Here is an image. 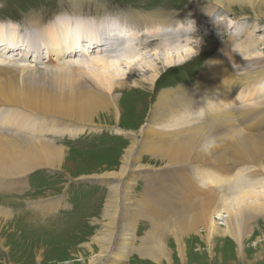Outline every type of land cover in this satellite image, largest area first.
<instances>
[{"label":"bare ground","instance_id":"bare-ground-1","mask_svg":"<svg viewBox=\"0 0 264 264\" xmlns=\"http://www.w3.org/2000/svg\"><path fill=\"white\" fill-rule=\"evenodd\" d=\"M118 9L109 11L93 0H70L62 8L72 16L70 26L66 17L46 18L43 9L32 11L41 25L46 24L45 19L51 21L46 27H33V13L23 21L26 29L11 25L16 22L9 19L8 27L0 22V192L19 195L28 176L37 170L67 173L74 163L72 149L57 140L63 142L64 134L71 138L85 131L97 135L104 128L119 126L123 114L119 89L130 87L135 90L126 92H137L150 85L148 93L156 90L159 71L150 56H155L157 49L150 53L146 49L151 39L166 46L162 65L171 67L191 57L192 38L186 39L181 50L170 44H183L194 20L208 21L224 31L247 17L255 22L264 18V0H189L188 7L180 10L143 11L129 5ZM255 24L259 23L235 25V33L242 35L248 26L257 28ZM157 28L178 30L179 34L159 40L153 34ZM5 30L11 34L7 36ZM255 42L238 38L226 43V48L202 64L192 85L157 91L147 104L141 126L125 136L126 148L115 163L91 166L89 174L72 176L68 172L74 178L98 181L106 193L101 212L91 220L97 228L89 242L72 250L77 261L113 262L137 253L153 264H172L177 255L183 262L186 241L191 238H197L208 253L221 241L237 252L244 249L245 241L252 237L253 221L258 216L264 219V57L256 51L249 53ZM98 47L99 53L109 56L88 60L84 70L77 66L80 63L63 62L74 54L87 56ZM18 48L25 56L34 53L33 65H18L14 58L2 55L12 52L17 57ZM105 116L108 119H103ZM236 164L237 173L249 170L244 174L247 180L237 174L238 183L243 184L238 186L240 190L231 192L230 197H225V192L219 195L217 173L229 178ZM173 175L179 176L174 185L177 178ZM248 178L255 180L250 183ZM138 179L144 183L141 191L134 188ZM62 198L53 197L45 205L42 201L26 203L36 209L31 208L32 215L46 219L49 212L63 206ZM58 210L52 220L67 218L69 236L84 228L74 214ZM216 213L225 214L223 224H215ZM42 220L38 224L48 229L52 220ZM36 225L37 218L22 216L15 207L12 210L0 203V226L10 228V234L25 239L45 234ZM3 241L0 237V247L10 252ZM36 243L44 245L41 241L32 244ZM34 250L39 257L45 248Z\"/></svg>","mask_w":264,"mask_h":264},{"label":"rangeland","instance_id":"rangeland-1","mask_svg":"<svg viewBox=\"0 0 264 264\" xmlns=\"http://www.w3.org/2000/svg\"><path fill=\"white\" fill-rule=\"evenodd\" d=\"M69 1L70 0H0V22L7 23L5 24L7 25L5 27H8L10 26V24H8L9 19L17 23H11V25L15 24L16 27L18 26L20 28L23 27L24 29H26L25 25L23 24V21L29 19V16L33 13L32 10H34L35 13V11L41 12V9H43L45 10V12L43 13L44 15H46V18L48 17L49 19H56L62 18L60 16H63L66 17L64 20L67 22L68 26H70L71 20L69 18L72 16L66 14L65 12H62L63 5L65 3L69 4ZM93 1L94 4L95 2L98 4H102L103 7H106L109 11L112 12H116L119 10V7L126 5H129L134 9L146 11L154 8H173L180 10L185 8L186 6L188 7L189 4V0ZM34 5L37 7H33ZM47 5L49 6L48 10ZM60 5L62 6L61 9ZM34 13L33 19L35 23L33 24V27H46V25L51 22L45 19L43 23L46 24L41 25L39 22H37V17ZM80 19L82 20V17ZM197 22H200L202 24H198ZM244 22L250 24V26L253 23L259 24H255L258 26L255 29L249 26L245 29L246 26H244L242 29H245L244 34L238 35L237 33H235L236 29L240 27V25ZM21 24H23V26ZM235 25L238 27L236 28ZM157 29L158 30L155 29V31L153 30V34L159 37V40H165L164 35L168 36L172 34L174 36H178L179 34L178 30L165 32L162 31L160 28ZM190 29L191 26L188 28L189 37L188 35L186 36L183 44H180V46H176L174 42H172L170 46L175 47L174 49L178 48L177 50H181L182 47L187 44L186 39L192 38L193 41L190 42L191 46H193V52L191 53V57L185 62H174L171 67H165L162 65L164 63L162 61L164 60V55L166 53V46H162L159 42L154 44L155 41L153 39L148 42L146 46L148 53L151 52V49H157L155 56H150V61L155 67L158 68L159 71V75L157 77L158 81L155 86L156 90L151 93H148L147 88H149L150 85H143L145 89L142 90L141 88H139V91L137 92H126L129 91L128 89L135 90V88L130 87L125 88L124 90H122L123 88L118 90V93H121L122 98L120 104H122L123 106V114L121 115L119 124L120 127L116 126L115 129L104 128L100 130L97 135H93V133L85 131L82 135H78L74 138H71L70 136L64 134L63 136H61V138H63V142L56 139V143H61L63 145H66L68 148L72 149L71 153L73 156L71 158L73 159L74 163L71 164L70 169H67L72 176L89 174L87 173V170L90 169L91 166L96 165V167L101 168L104 167V165L109 166L112 163H115L120 153L126 148L127 138L125 136H131L130 134L133 133V131H136L137 128L141 126V122L147 116V104L149 103V100L154 99V96L157 94V91H161L163 89L177 88L181 84L183 86L192 85L194 80L196 79L197 74L202 68V64L208 59H210L214 54H216L220 48H226V43H233L234 41H236V39L241 38L243 40L245 39V41L250 44L252 42H255V39L257 38V42H255L256 47L261 44L259 46V50H257L256 47L254 49V46H252V49H250L249 53L252 55L256 51L255 54L258 53L257 55H259V57H264V18H261L260 20H257L255 22L252 18L247 17L246 19L238 21L236 24H234L233 27H224V31L220 30L221 28L218 25L211 24L208 21L194 20L191 29L192 31ZM18 31L21 32L20 29ZM41 31L46 32V28H43ZM5 32L7 36L11 34L6 30ZM191 33H193V36L191 35ZM157 46L159 47L156 48ZM160 46L163 48H161ZM99 50L101 49L98 47L96 50H94L93 52H89L88 55L84 57H76L74 54L68 56V58L64 59L63 62L70 61L71 63L76 64L82 63L81 65L79 64L77 66L80 69L82 68L84 70V65L86 64L85 62H88V60H91L92 58L95 59L97 57L105 56L107 54L103 53L102 51L99 53ZM14 51L16 50L14 49L13 52ZM19 51L20 49L18 48L16 52L19 53ZM114 53L116 52H113L112 54L114 55ZM178 54H181V51H179ZM2 55L8 59L14 58L18 65H23L27 62H31L32 64H30L33 65V62H35L34 53L32 52L29 53V56H25L24 52L22 51L17 57H13L16 56L17 53L12 52H10L9 54L2 53ZM107 56H109V53L107 54ZM157 57H159V60H156ZM245 57L247 56H244V58ZM44 61H46V59L43 58V62ZM121 66L124 67V65ZM204 106L206 107V105ZM201 107H199L200 110H203V107ZM196 112L200 113L198 111V107L196 108ZM106 117L107 116H105V118L103 119H108V117ZM76 156L78 157L76 158ZM142 158L146 161L149 160L148 155H143ZM231 164V162L228 164L229 167ZM236 167L237 164L232 167V169L234 170L233 176H228L226 174V177L228 176L229 178H223L224 176L222 175V173H217L218 178L215 177V180L218 184H220V187H216L217 193L219 195L220 193L222 194L223 192H225V197H230L231 192L235 190H240L238 186H243V184L242 182L238 183L237 174H241L240 177H242L243 180L244 178L245 180H247V177H245L244 174H248L249 170L245 172L241 170L239 171V173H237V171L235 172ZM68 172L66 173L65 170H37L28 176L26 184L23 190L19 192V195L14 194L15 192H0V203L12 210L15 207L16 211H18L19 214L22 216L31 219L37 218V225L35 227L39 228L40 231L45 233L37 235L46 238L43 239L38 238V236H35L31 239L29 237L25 239V237H22L21 235H17L15 233L10 234V228L0 226V237L2 240L5 241V248H10V252H7L0 247V264H81L79 261H77L79 258L75 253H72V250L80 247V245L85 242H89V239L93 235V230L97 228V225L91 224V220L95 219V217L98 216L101 212L106 199V193L104 192L105 187L103 185L98 186V181L96 182V180L91 179L74 178L69 175ZM192 175L193 177L196 176L195 170L192 171ZM173 177L177 178V180L172 181V185L179 182V176L173 175ZM233 177H235L236 180ZM248 179H250V183H252L251 180H255L251 178ZM222 181L224 182L222 183ZM134 188H136L135 190L137 191L143 190V180L138 179L137 185L134 186ZM59 196H61V198L63 197V206H59L58 208L49 212L47 215L45 212H39L43 215L50 217L46 219L44 217V219L41 217L38 218V216L40 215H37V213L32 215L31 210L36 209L33 207H29L31 204L27 206L26 203H38L39 201H42V203L45 205L46 203L53 201L51 200V198ZM61 208H63L61 214H74L80 224L82 223V225L84 226V228L80 229L79 232L75 233L74 236H69L67 234L68 232L65 228V223L67 224V218L64 221L60 222L52 220L55 219V216H53V214ZM59 214L60 213L58 210L57 215ZM224 216L225 214L221 213L214 214L213 219L215 220V224H223L222 219ZM40 219H43L42 221L52 220L50 223L46 222L48 223V229H43L42 227H40L43 226L38 224ZM71 224L76 225V223H73L72 221ZM143 232L144 231H142L141 233ZM251 234L252 237L245 241L244 249L240 252L235 251L234 248L228 242L221 241L215 244L212 249L213 253H208L206 251V248L201 245L197 238H191L190 240L186 241L187 252L185 260L183 262H180V259L177 255L173 256V260L171 262L172 264H264V219L259 216L256 217V219L253 221V228ZM15 235L18 236L19 239L17 237L14 238ZM38 241L44 242V245H41L40 243L32 244ZM43 247L45 248V251L40 252L39 258L38 256H36L37 253L35 252L34 248ZM136 254L137 253H133L132 255H128L126 258H123L121 260L115 259L113 262H109L108 260L103 259V261H97L96 264H153L150 262H146L147 260H144Z\"/></svg>","mask_w":264,"mask_h":264}]
</instances>
